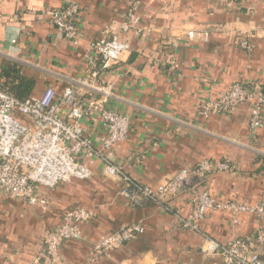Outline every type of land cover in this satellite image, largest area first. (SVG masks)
<instances>
[{"label":"crops","instance_id":"obj_1","mask_svg":"<svg viewBox=\"0 0 264 264\" xmlns=\"http://www.w3.org/2000/svg\"><path fill=\"white\" fill-rule=\"evenodd\" d=\"M68 1L82 9L76 45L36 14ZM132 3L142 19L137 34L121 30ZM102 35H116L129 45L117 64L94 67L96 83L112 84L108 107L129 117L127 137L109 152L113 162L132 179L155 187L201 159L227 161L230 170L208 176L204 185L210 195L264 205V126L250 133V101L229 114L204 117L199 112L207 98L232 82L264 85V0H0V63L9 59L22 66L35 81L31 96L47 84L59 92L69 79L83 78L90 44ZM243 38L250 50L239 45ZM87 127L92 134L100 131L97 121ZM85 162L91 178L40 188L42 204L0 193V264H41L44 232L60 224L73 205L95 215L80 225L82 238L62 244L58 264H224L219 256L200 252V232L181 229L175 215L158 206L129 205L118 177L104 176L97 158ZM189 194L174 202L183 215L189 211ZM130 224H140L142 232L92 255L94 243ZM199 226L225 242L264 227V217L210 211Z\"/></svg>","mask_w":264,"mask_h":264},{"label":"built area","instance_id":"obj_2","mask_svg":"<svg viewBox=\"0 0 264 264\" xmlns=\"http://www.w3.org/2000/svg\"><path fill=\"white\" fill-rule=\"evenodd\" d=\"M36 14L46 17L68 43L78 44L82 9L75 1L57 8L44 7ZM141 24L136 3H132L123 15L121 30L137 34ZM239 45L246 50L251 48L244 38ZM128 48V43L116 35L94 39L90 44L92 56L86 59L85 76L69 79L59 92L47 85L40 95L19 100L0 88V193L26 204H42L40 188L54 189L69 179L91 178L93 171L85 161L97 158L104 176L118 177L120 193L129 205L141 206L145 199L153 201L156 206L172 212L181 229L200 232L199 250L203 255H217L224 264H264L260 260L264 249L263 226L249 236L233 237L225 242L214 239L199 226V221L210 211L229 210L233 214L245 212L264 217L262 204L248 205L210 195L204 184L212 172L230 170L232 166L227 161L201 159L151 187L132 179L121 164L110 158V150L127 137L129 117L108 107L112 84L96 83L98 71L94 67L97 61L101 68L117 64ZM246 101L252 104L248 129L254 134L264 126V95L258 85L249 87L242 82H232L225 91L207 98L199 112L204 117L229 114ZM96 121L100 131L92 134L87 126ZM186 193H191L189 211L183 215L174 202ZM94 215L92 209L81 205L68 207L61 223L42 236L38 255L41 264L60 263L62 244L82 238L80 225ZM141 232L140 224H130L109 233L94 243L92 255L98 257Z\"/></svg>","mask_w":264,"mask_h":264},{"label":"trees","instance_id":"obj_3","mask_svg":"<svg viewBox=\"0 0 264 264\" xmlns=\"http://www.w3.org/2000/svg\"><path fill=\"white\" fill-rule=\"evenodd\" d=\"M98 64H99V61L96 62L95 67L98 66ZM243 84L249 87H251L252 85H258L260 88L261 94L264 95V85L263 84H260L257 81H251L249 83L245 82ZM47 85H45L44 88ZM51 86L54 88L53 85ZM0 88L10 93L16 99L24 100L28 97H33L31 96V93L33 92L35 88V81L31 77H28L22 73V66L20 64L14 61H11L9 59H2L0 63ZM251 106L252 104L250 105V109H251ZM143 205H155L156 206V204L153 201L146 200V199L143 201L141 206ZM262 256H260V260L264 262V258H262Z\"/></svg>","mask_w":264,"mask_h":264}]
</instances>
